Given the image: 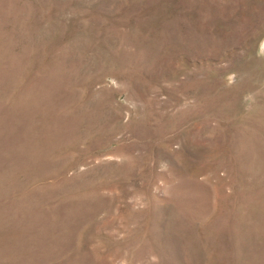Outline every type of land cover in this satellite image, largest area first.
Listing matches in <instances>:
<instances>
[{
    "label": "rangeland",
    "instance_id": "374dc122",
    "mask_svg": "<svg viewBox=\"0 0 264 264\" xmlns=\"http://www.w3.org/2000/svg\"><path fill=\"white\" fill-rule=\"evenodd\" d=\"M0 264H264V0H0Z\"/></svg>",
    "mask_w": 264,
    "mask_h": 264
}]
</instances>
